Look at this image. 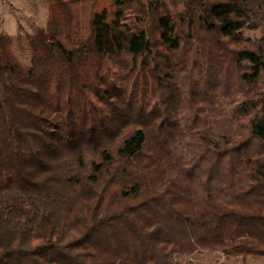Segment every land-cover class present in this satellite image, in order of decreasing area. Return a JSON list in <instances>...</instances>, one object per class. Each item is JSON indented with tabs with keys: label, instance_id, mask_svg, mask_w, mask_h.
<instances>
[{
	"label": "trees",
	"instance_id": "trees-1",
	"mask_svg": "<svg viewBox=\"0 0 264 264\" xmlns=\"http://www.w3.org/2000/svg\"><path fill=\"white\" fill-rule=\"evenodd\" d=\"M13 40L0 264L264 256V0H47Z\"/></svg>",
	"mask_w": 264,
	"mask_h": 264
},
{
	"label": "rangeland",
	"instance_id": "rangeland-1",
	"mask_svg": "<svg viewBox=\"0 0 264 264\" xmlns=\"http://www.w3.org/2000/svg\"><path fill=\"white\" fill-rule=\"evenodd\" d=\"M5 10L0 20V33L13 37V52L23 64L29 63L26 34H31L46 21L47 0H0ZM180 1V0H178ZM190 264H264V256H227L221 252H196L185 259Z\"/></svg>",
	"mask_w": 264,
	"mask_h": 264
},
{
	"label": "crops",
	"instance_id": "crops-1",
	"mask_svg": "<svg viewBox=\"0 0 264 264\" xmlns=\"http://www.w3.org/2000/svg\"><path fill=\"white\" fill-rule=\"evenodd\" d=\"M5 13V10L3 9L2 3L0 1V20H1V16H3Z\"/></svg>",
	"mask_w": 264,
	"mask_h": 264
}]
</instances>
